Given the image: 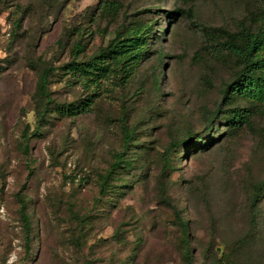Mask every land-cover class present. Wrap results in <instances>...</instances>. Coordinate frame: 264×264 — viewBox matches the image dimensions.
<instances>
[{"label": "rangeland", "instance_id": "1", "mask_svg": "<svg viewBox=\"0 0 264 264\" xmlns=\"http://www.w3.org/2000/svg\"><path fill=\"white\" fill-rule=\"evenodd\" d=\"M135 25L125 79L69 69ZM259 30L264 0H0V264H264V107L221 93Z\"/></svg>", "mask_w": 264, "mask_h": 264}, {"label": "trees", "instance_id": "2", "mask_svg": "<svg viewBox=\"0 0 264 264\" xmlns=\"http://www.w3.org/2000/svg\"><path fill=\"white\" fill-rule=\"evenodd\" d=\"M145 34L144 28L138 25L129 27L124 31V37L121 39H114L104 49L98 50V52L92 56L91 60L94 63L80 64V66L72 64L69 69H76L83 74H88L94 77L98 76L99 78L104 77L107 70L110 68L117 69L123 74L122 78L125 79V75L130 73L135 59L143 50ZM221 48L233 57L239 65V70L234 74L232 80L229 83L224 84L221 89L222 96L226 97L228 94H235L251 103L264 107V31L259 30L256 33L242 31L239 35L226 34L224 41L221 43ZM50 72V68H44L38 75L37 92L40 98H43L45 102L48 101L45 91L47 76ZM217 112L218 108L213 111L208 121L212 120ZM233 119L241 120V117L234 114ZM123 131V148L125 149L131 136L127 134V130L124 127ZM22 140L25 146L27 139L22 136ZM184 142L185 140H180L178 142L173 141L170 143V146L173 147L176 144H182ZM23 149L25 150V147ZM121 156L122 153L116 154V160L112 164V168L119 164ZM106 176L107 175L101 177L102 189L106 182ZM102 189L99 194H102ZM256 198L257 197H254V201L257 200ZM16 200L19 204V220L24 234L25 246H27L29 243V224L24 212L25 204L19 193L16 194ZM216 264L234 263L231 256L221 255V258Z\"/></svg>", "mask_w": 264, "mask_h": 264}]
</instances>
